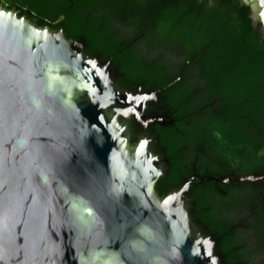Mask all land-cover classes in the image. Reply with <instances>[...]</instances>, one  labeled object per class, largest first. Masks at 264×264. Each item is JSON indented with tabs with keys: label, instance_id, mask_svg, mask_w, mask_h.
<instances>
[{
	"label": "water",
	"instance_id": "95a60500",
	"mask_svg": "<svg viewBox=\"0 0 264 264\" xmlns=\"http://www.w3.org/2000/svg\"><path fill=\"white\" fill-rule=\"evenodd\" d=\"M244 1L264 22V0ZM84 47L0 7V264H219L218 238L189 203L203 178L162 197L169 163L157 138L145 130L131 143L136 117L124 108L148 126L160 89L122 85L111 60ZM182 185L178 210L167 203Z\"/></svg>",
	"mask_w": 264,
	"mask_h": 264
},
{
	"label": "trees",
	"instance_id": "16d2710c",
	"mask_svg": "<svg viewBox=\"0 0 264 264\" xmlns=\"http://www.w3.org/2000/svg\"><path fill=\"white\" fill-rule=\"evenodd\" d=\"M82 38L120 83L159 90L150 129L168 172L163 197L194 174L192 216L218 238L219 264H264V34L241 0H0ZM134 133L131 143L138 141ZM260 175L230 180L229 175Z\"/></svg>",
	"mask_w": 264,
	"mask_h": 264
},
{
	"label": "flooded vegetation",
	"instance_id": "af4514ba",
	"mask_svg": "<svg viewBox=\"0 0 264 264\" xmlns=\"http://www.w3.org/2000/svg\"><path fill=\"white\" fill-rule=\"evenodd\" d=\"M243 3H245V4H248V5H250L249 3H247V2H245L244 0H241ZM249 13H250V15L252 16V18L254 19V22H262L263 23V25H261V31L263 32V34H264V22L262 21V20H258V19H255L254 17H253V9H252V6L250 5V10H249ZM115 73H117L118 75H119V78H120V74H119V72H117V71H114ZM124 86H126V85H124ZM127 87H129V86H127ZM130 89H134V90H138L139 88H141V89H143V87H142V85H139V86H137L136 88H133V87H129ZM144 90V89H143ZM154 90H156V89H154ZM157 100H158V97L157 98H155V99H153V100H150L149 101V103H148V106L146 107V109H145V113L148 115V116H154V117H156L157 116V120H155L154 122H157V121H162L163 120V115H161V114H158V113H155V114H150V111L151 112H155V110H152V108L154 107L153 105H155L156 104V102H157ZM154 122H152L151 124H149L148 126H143L140 122H139V124H141V127H136V129H137V133H136V135H140L141 134V132H143V131H145V130H147L148 131V133H149V135L150 136H152V137H154L153 135H152V133H151V129H150V127H151V125L154 123ZM133 128H131V130H132ZM133 131H134V129H133ZM132 133H134V132H132ZM157 148H156V151L157 152H163L162 150H160V151H158V144H157V146H156ZM195 175V174H194ZM193 176V175H192ZM188 178V177H187ZM159 180V179H158ZM157 180V181H158ZM157 183V182H156ZM155 187H156V184H155ZM199 221V220H198ZM204 227H206V226H204ZM208 229V228H207ZM209 231V230H208ZM211 232V231H210ZM211 233H213V232H211ZM214 234V233H213ZM215 235V234H214ZM216 237V236H215Z\"/></svg>",
	"mask_w": 264,
	"mask_h": 264
},
{
	"label": "bare ground",
	"instance_id": "6f19581e",
	"mask_svg": "<svg viewBox=\"0 0 264 264\" xmlns=\"http://www.w3.org/2000/svg\"><path fill=\"white\" fill-rule=\"evenodd\" d=\"M123 112L124 113L128 112L129 114L133 115V117H136L137 119H140V114H139L138 110L135 107L128 106L127 108H124ZM141 121H142V123H144L143 120H141ZM143 150H144V148H141L140 152L143 151ZM152 164L156 165V164H154L153 161H152ZM154 172H156V167L155 166H154ZM185 190L186 189H185V187L183 185L180 186V189H178L173 194H171V197H170V200H169L171 202L170 203L168 202L167 204L171 205V206H176L178 208V210H180V207H181L182 203L184 202V198H185V195H186Z\"/></svg>",
	"mask_w": 264,
	"mask_h": 264
},
{
	"label": "rangeland",
	"instance_id": "374dc122",
	"mask_svg": "<svg viewBox=\"0 0 264 264\" xmlns=\"http://www.w3.org/2000/svg\"><path fill=\"white\" fill-rule=\"evenodd\" d=\"M0 7H4V8H6V6L2 3V2H0ZM135 119H137V118H135ZM137 120H139V122L144 126H146V123H142V121L140 120V119H137ZM130 128H132L131 127V125H130ZM131 132H133V129L131 130ZM142 133V132H141ZM133 134V133H132Z\"/></svg>",
	"mask_w": 264,
	"mask_h": 264
}]
</instances>
